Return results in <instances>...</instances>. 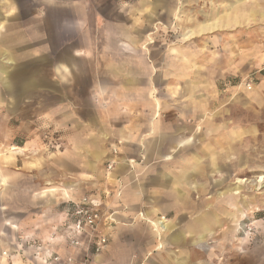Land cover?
<instances>
[{"label": "rangeland", "instance_id": "obj_1", "mask_svg": "<svg viewBox=\"0 0 264 264\" xmlns=\"http://www.w3.org/2000/svg\"><path fill=\"white\" fill-rule=\"evenodd\" d=\"M196 1L175 0L173 5H180L179 11L163 15L150 30L142 29V42L134 52L148 57L151 53L175 52L195 58L189 68L198 67V77L186 87L188 90L174 87L171 96L178 104L166 115L184 122L180 127L188 139L186 146L198 149V171H190L187 178L189 196L203 202V215L215 220L201 240L191 237L189 242L213 247L218 240L216 231L231 229L232 218L242 211L245 218L238 222L236 238L264 229V0H199L204 5L199 12L196 4L189 5ZM213 6L216 11L211 10ZM45 9L44 13H29L28 27L14 29L13 42L0 45V51L5 52L0 59L4 69L0 74L1 236L5 220L20 213L22 203L29 204L38 193L53 187L54 181L64 180L55 168L69 163L68 157H59V152L68 149V142L60 149L58 135L76 134V121L93 114L89 109V78L68 73L70 65H76L70 54L81 47L78 40L82 39L72 29L67 12L51 11L48 6ZM103 16L109 22L123 21L121 15ZM37 18H42L39 27ZM102 31L108 32L110 39L120 33L115 34L120 29L107 27ZM102 31L98 28L93 32L98 38ZM26 39L28 44H21ZM110 43L106 48L115 53ZM58 67L66 70L64 76H58ZM109 88H113L111 82ZM158 95L153 90L152 100ZM120 98L108 93L101 102L102 110L111 112ZM121 144V140L112 143L110 157L102 162L106 186L85 194L102 199L109 212L112 205L120 203L124 189L121 177L113 176ZM190 158L191 164L197 160ZM126 163L134 173L137 165L145 164V157L130 155ZM109 164L112 169L108 171ZM197 181L199 188L195 187ZM137 216L157 239L156 251L165 243H176L171 240L172 225L167 216H156L168 224L165 231L149 223L155 219L147 217L145 210ZM195 216V212L189 215L185 227H193ZM139 263L148 264V257Z\"/></svg>", "mask_w": 264, "mask_h": 264}, {"label": "crops", "instance_id": "obj_2", "mask_svg": "<svg viewBox=\"0 0 264 264\" xmlns=\"http://www.w3.org/2000/svg\"><path fill=\"white\" fill-rule=\"evenodd\" d=\"M173 4L175 0H0V45L13 42L14 29L28 27L29 13H44L48 6L51 11L69 14L70 25L82 41L78 40L81 47L70 54L69 59L76 65H70L68 73L89 78V109L93 112L76 121V134L58 135L60 149L68 142V149L59 152V157H68L69 163L55 168L64 180L54 181L53 187L38 193L29 204L22 203L20 213L5 220L6 228L0 235V264H80L83 250L72 248L65 236L69 222L66 208L106 186L102 162L110 157L116 140L123 144L118 147L120 156L113 176L121 177L124 189L120 203L111 207L114 224L108 232V246L90 264H136L145 257L148 264H264V229L236 238L238 219L245 218L244 211L234 215L231 229L216 231V246L189 242L191 237L201 240L215 220L203 215V202L189 196L187 178L190 171H198V149L186 146L188 139L180 127L184 122L166 112L178 104L171 96L174 87L188 90L186 87L198 77V67L189 68L195 60L189 54L160 52L148 57L134 52L142 42V29L150 30L163 15L179 11L180 5ZM194 4L197 12L204 7L199 0L189 5ZM211 10L216 11V6ZM104 13L121 15L123 21L109 22ZM37 19L39 27L42 18ZM106 27L120 29L115 34L120 33L110 39L109 33L102 31ZM98 28L102 34L97 38L93 31ZM27 40L21 44H28ZM109 40L115 53L106 48ZM4 55L0 51V59ZM7 62L11 64L9 59ZM65 71L58 67V76H64ZM3 72L0 67V74ZM189 77L192 79L186 81ZM110 82L113 88H109ZM153 90L159 94L155 100L151 98ZM108 93L121 97L111 112L101 107ZM130 93L135 96L127 95ZM161 94H165V100ZM124 109L127 113L122 112ZM135 154L144 156L145 164L137 165L132 173L126 158ZM190 157L197 160L191 164ZM141 210L155 219L150 220L151 225L160 226L161 231L168 229V224H161L156 216H167L172 225L171 240L176 243H165L156 251L157 239L137 216ZM194 212L193 227H185Z\"/></svg>", "mask_w": 264, "mask_h": 264}, {"label": "built area", "instance_id": "obj_3", "mask_svg": "<svg viewBox=\"0 0 264 264\" xmlns=\"http://www.w3.org/2000/svg\"><path fill=\"white\" fill-rule=\"evenodd\" d=\"M111 169L112 165H107V170ZM119 195L120 192H117L116 196ZM101 200L96 195L89 194L81 198L77 204L66 208L69 222L65 225L64 232L72 248L83 250L80 264H90L108 246V232L114 224V219L113 213L104 209ZM247 229L251 231V227ZM53 260L57 261L58 257L54 256Z\"/></svg>", "mask_w": 264, "mask_h": 264}, {"label": "bare ground", "instance_id": "obj_4", "mask_svg": "<svg viewBox=\"0 0 264 264\" xmlns=\"http://www.w3.org/2000/svg\"><path fill=\"white\" fill-rule=\"evenodd\" d=\"M242 213H243V212H242ZM244 214H245V213H244ZM242 216H243V215H242ZM241 219H242V218H241ZM238 220H240V219H238ZM161 222H162V221H161ZM161 222H160V223H161ZM163 223H164V222H162L161 224H163ZM162 227H163V225H162ZM163 228H164V227H163Z\"/></svg>", "mask_w": 264, "mask_h": 264}]
</instances>
